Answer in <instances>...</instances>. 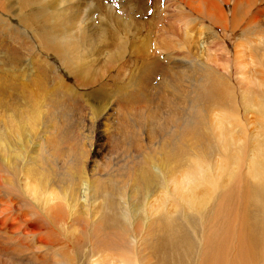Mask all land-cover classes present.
I'll use <instances>...</instances> for the list:
<instances>
[{
    "label": "rangeland",
    "instance_id": "obj_1",
    "mask_svg": "<svg viewBox=\"0 0 264 264\" xmlns=\"http://www.w3.org/2000/svg\"><path fill=\"white\" fill-rule=\"evenodd\" d=\"M190 1H192V4L185 0H0V52H19L18 54H21L20 58L24 57L23 59H26V61L39 54L37 55V61L36 59L35 61L38 63V67L42 65L41 67L43 68L44 65H47L44 69L48 72L49 75L47 76L52 82L50 87H45L47 91L51 89V91H48L49 93L45 92L44 88L40 89L43 92L42 97L45 96V99L49 100L47 95L51 92L48 96L53 95L51 97L56 100H53V102H60L62 99L61 101L66 105L68 103L69 106H76L78 111L73 115H76L74 121L75 119H79V121L76 120L75 122L82 121L80 141L84 139V136L88 137L90 143L91 140H94L92 143L96 144V146L102 145V149L106 148L103 143L104 132L102 133V131L104 129L99 125L98 121H93L91 116L86 114V110L89 111L92 106L90 99H94V97L88 95L86 97L87 92L89 94V92L95 90V94L101 96V100H104V102L102 101L104 105H107V103L113 104L111 106L114 111L119 112H114L117 115H114L113 119H120L126 108L138 109L142 106H150L152 114L157 119L156 122L159 120L158 124L162 121L171 125L179 123L181 125L179 129L182 131L184 128L189 129L186 123L178 122L177 120L170 122L167 119V114L170 113V110L167 112L169 108L165 106V99L167 97L174 99L173 90H170L172 88L169 86V89L167 84L170 85L172 82L184 77L185 82L181 86L189 87L183 89L191 91V86L196 79L199 80L198 85H200L208 83L207 80L211 82L217 81L220 76L223 78V80L219 79L223 85L221 88L222 99L226 100V103L237 97L234 92H229L230 90L234 91L233 88L237 90L239 85H243L253 91V86L256 85V82H258L257 85L259 84L258 94L252 93L257 95L255 98H258V107H256V110L259 111L258 115H253L252 113L240 115L239 107L241 106L240 101H238L236 105L232 106L236 111L225 110L227 118L230 119L228 124L231 125L226 126V134L219 133L214 125L215 123H213V119H207L211 127L209 126L208 130L201 129L203 135H197L196 133L185 135L180 131L182 135H185L183 148L187 154L181 157V162L175 167L177 169L176 181L180 187H176L175 190L173 187L170 194H163L166 208L155 212V214L152 213L151 226L148 231L141 235L143 238L138 237V245L134 246L128 243L122 232H118L119 244L117 242L115 250L110 248L106 255L100 253L90 258V260L88 259V261L86 260V254L89 252L86 250L88 247L84 248V245H82V248L71 246L69 250L64 252L65 256L63 258L59 257L57 259L64 260L67 257L69 261H73L75 257L77 258L79 250H86L85 256H81L82 252H80L77 258H83L81 259L82 264L90 262H92L91 264H172V260L177 261L178 259L180 260L173 262V264H264V0H230L228 5L223 3L222 0H214L215 2L218 1L220 10L222 8L221 13L224 11L227 16L228 22L221 25L217 23L218 21L215 17L210 18L208 22L207 19L198 14L200 10L201 15H206L207 18L209 13L206 7L209 6L205 1ZM240 7L242 10L239 9ZM258 12L260 16L257 18ZM56 17H59V19L64 18V21L61 19V23L57 24L55 23L58 19ZM231 17L232 19H230ZM254 18L255 21L253 20ZM257 21L259 24H257ZM233 22H239L238 26L236 23L233 24ZM253 23L256 25H253ZM211 26L213 29L210 30ZM191 39H194L198 46L208 48L202 51L205 56L201 57V60L198 58L199 55L198 57L195 56L194 51L189 49ZM72 45L78 48L81 46V50L76 48V51H79V53L77 52V57H79L80 64L84 65L83 72H86L85 75L91 76V81L84 88L79 86L77 79L70 73L71 65H76V62L70 60L71 58L73 59L72 56L58 59L56 56L47 54L48 56L44 57L46 53L42 51H53L52 48L55 46L73 47ZM234 47L238 49L237 52ZM47 48L49 50H46ZM16 49L17 51H14ZM227 52L230 53L233 61L229 60ZM236 57H239V60L238 58L236 59L238 61L235 66ZM149 60L155 62L154 66L156 65V67L154 68L158 71L157 74L152 76L153 79H156L153 80L151 78V86L148 89L149 97L141 98L137 96L136 104L129 106L126 103V100L129 99V90L131 92L135 89L133 79L130 78H132L131 76L135 78V76L142 73L141 69L147 67L148 63V66L150 65ZM143 61H146L145 64ZM196 61L197 63H194ZM28 64L26 63V65ZM198 64L203 66L205 71ZM50 66H53L56 70L59 78L57 81L59 82L61 79L62 82L58 83L52 80L53 70ZM238 67L240 69L243 68L242 71H245L242 72L240 70L243 73L242 77H239L236 73ZM138 69L139 72L141 71L140 73ZM163 69L167 71L164 74ZM133 71L135 75H132L131 72ZM165 74L168 75L165 76ZM244 75L246 76L244 77ZM202 76H205L207 80ZM173 77L178 78L174 79ZM216 77H218L217 80ZM233 77H235V82ZM165 79H167V82ZM131 84H133V87ZM127 86L128 88H126ZM1 88L2 82L0 80V131L7 118L11 117V113L17 114L23 111L27 114L30 113L28 109H21L23 108L21 106L24 105L18 96L12 95L6 100ZM115 88L117 89L115 90ZM57 90L59 91L58 93H56ZM60 91L62 93L69 91L68 94H65V99L62 98L64 94H59L61 93ZM117 92L120 94L116 95L115 93ZM171 92L173 96H171ZM226 92H229L228 97L224 95ZM54 93L57 96H54ZM73 94L79 95L78 104L74 103L78 98L77 96H72ZM67 95H70V98ZM35 98V101L41 103L42 99L40 101L37 100L39 97L35 96ZM71 98L75 101L72 100V102ZM164 100L165 103L163 104ZM139 101H141V105ZM144 101L147 103H144ZM84 104L85 106H83ZM152 106L154 108L157 107V109ZM158 108L162 111L158 110ZM175 109L172 116L178 118L181 109L180 111L179 109L175 111ZM157 113H161L159 117H157ZM90 120L97 127L92 129L94 131H89L86 127L83 128V125L88 124ZM158 124L156 123V125ZM159 128L154 130L155 133L159 134ZM132 129L130 128L128 133L131 131H135L137 134L140 133V141L141 139L145 140L146 146L142 153L156 150L155 148L159 145L161 139L152 135L154 132L152 129L144 128L143 133L136 127ZM148 134H151L152 137ZM131 135L129 134V142L137 151L140 148L137 145L139 143L137 140L139 141V139ZM131 138L133 141L136 139V142H132ZM233 138L235 140L231 142ZM133 143H137V146ZM45 146H50L48 152L52 149L51 145ZM205 150H216L213 153L214 163L210 166L204 164L203 152ZM63 156L69 157V154L65 153ZM111 158L106 149H104L102 157L92 159L88 170H91V173L95 170L94 176L101 178V180H108L111 175L112 177L121 175L120 178L116 179V185L120 189L126 190L128 194L131 192V186L126 181L127 179H123L125 171H122V169H125V159L119 157V155L111 156ZM254 159L259 161V173L256 174L251 172L250 169ZM220 167L223 173V175L221 173V178H219L220 172L218 171ZM118 169L120 172H118ZM202 169L206 172L209 169L212 171L214 176L212 184L215 190H212L213 187H211L210 183L205 185L208 188L203 186L193 190L194 186L192 185L201 181L198 177L202 174ZM225 170L228 171V174ZM191 192H194L196 196L193 197ZM191 200L193 203H190ZM198 202H201L202 205H207L198 208ZM1 205L4 206L2 202L0 207ZM172 220L179 222L176 228L169 227V221ZM174 233L178 241L181 240L180 243L183 244L179 250L181 252L180 258H175L174 256L178 252V244H176ZM26 249L27 252H39L36 249V245L29 242ZM185 250L186 255L185 253L183 254ZM112 253L114 256L108 257V254L110 256ZM9 257V254L1 253L0 250V264H9L11 260H9ZM49 257V264L53 261H58L54 260L53 254H50Z\"/></svg>",
    "mask_w": 264,
    "mask_h": 264
},
{
    "label": "bare ground",
    "instance_id": "obj_2",
    "mask_svg": "<svg viewBox=\"0 0 264 264\" xmlns=\"http://www.w3.org/2000/svg\"><path fill=\"white\" fill-rule=\"evenodd\" d=\"M185 1L192 4V1L190 0ZM203 1H205L209 6L206 7L209 14L206 18V15H201L199 10L198 14L200 16L207 19V21L210 18L212 19L213 17H215V19L218 21L217 23H219L220 25L228 22L225 12L223 11L221 13L222 8L220 10L218 1ZM229 1L230 0H222V2L226 5H228ZM239 9L242 10L241 7ZM243 15L241 16L244 17ZM258 16H260L259 12L257 14V18ZM24 17L26 18V16ZM232 17L230 19H232ZM246 17H248V15H246ZM56 18H58L57 22H55L57 24L61 23V19H63L64 21V18ZM253 20L255 21V18ZM258 21L257 24H259ZM235 23L238 26L239 22H233V24ZM253 25L256 24L253 23ZM226 28H228V26H226ZM211 29H213L212 26L210 30ZM194 39H191V43H189V49H192L191 51H194L195 56L198 57L199 55L198 58L200 59L201 57L205 56V53L202 51H205V49L207 50L208 48H206L205 46H198V43L194 42ZM72 46L73 47L69 46L70 48L67 46H55L52 48L53 51H42L46 53L44 57L48 56L47 54L56 56L58 59L72 56L73 59L71 58L70 60L76 62V65H71L72 69L70 70V73L77 79V83H79V86L84 88L87 86L86 84L91 81V76L85 75L86 72H83L84 65L80 64L78 60L79 57H77V52L79 53V51H76V48L78 47H74V45ZM80 47L78 49L81 50ZM234 48L236 49V47ZM46 50L49 49L47 48ZM237 50L238 49H236L235 51L237 52ZM14 51H17V49ZM18 53L10 51L0 52V80L2 82V94L4 95L6 100H8L12 95L18 96L24 105L21 106L23 107L21 109L25 108V110L28 109L30 111V113L28 114L24 113V111L17 114H15L14 112L11 113V117L7 118L4 126L1 127L0 131V204L1 202L4 204V206L1 205L2 208L0 207V250L1 253H7V255L9 254V260L11 259L9 261V264H49L48 261L50 258V254H53L54 260H58L53 261L50 264H79V261L80 264H82L81 259L83 258L77 259L80 252H82L81 256H85V253L89 251L87 252L88 254H86V260H90V258H93L100 253H104L106 255V252L110 251V248H113V250H115V245L118 242V232H122L128 243L134 246L138 245V237L143 238V236L141 235L148 231L151 226L150 221L152 219V213L155 214V212L164 210L166 208V202L164 201L165 198H163V194H170L173 187L174 190L176 189V187H180L176 181L175 175L177 169H175V167L179 162H181V157H184L183 155H187L183 148L185 135L190 133L203 135L201 133V129L208 130L210 126L208 124L209 121L207 122V119L214 120L213 123H215L214 125L220 134H226V126L231 125L228 124L230 119L227 118L225 110L229 109L232 111H236V109L232 106L236 105L238 101H240L241 106L239 107V110L241 111L240 115L247 113L258 115L259 112L258 110H256V107H258V98L255 97H257V95L252 94H258V82L255 81L256 85L253 86V91L245 88L243 85H239V87H237V90L236 88H233L234 91L230 90L229 92H234L237 97L231 99L228 104L226 103V100L222 99L223 93L221 92V88L223 87V85L220 83V80H223V78H221L220 76V80H217L218 77H216L217 81L214 82H211L207 80L205 76H202L208 81V83H203L200 85H198L199 80L196 79L195 83L191 86V91L183 89L189 87L181 86V84L185 82L184 77H181V75L180 80H176L170 85L166 83L167 79H165L166 82L164 81V83L168 85V88L169 86L172 88L169 89L173 90L174 94V99L168 97L165 99V106L169 108L167 109V112H169L170 110V113L167 114V119L170 122L177 120L178 122L186 123L189 129L184 128L182 129V131L179 129L181 127L179 123L176 125H171L169 123H163L162 121V125H160L161 123L158 124L159 120L158 122H156L157 119L154 117V114H152V108L150 109V106H142L138 109L126 108L120 119H113L114 115H117L114 114L116 110L114 111V108L111 106L113 104L107 103V105H104V100H101V96L95 94V90L89 92V94L87 92L85 96L87 97L88 95L94 97V99H90V101L92 102V106L89 108V111L86 110V114L90 115L93 121H98L99 125L104 129V131H102V133L104 132L103 143L106 146V148L104 149H106V152L109 153L110 158L111 156L119 155V157L125 159V169H121L122 171H125L123 179H127L126 181L131 186V192L127 194L126 190H122L116 185V179L118 177L120 178L121 175L112 177V175L110 174L111 178H109L108 180H101V178L99 179L94 176L95 170H93V173H91V170H88V168L90 169L89 164H91L90 162L93 158L102 157L104 151V149L101 148L102 145L99 143L101 146H96V144L92 143V141L94 142V140H91L90 143L89 138L85 136L84 139L80 141L82 121L80 120L81 122H78L79 119H75V121L78 120L77 122L74 121L76 115H73L78 111V108L76 106H69L68 103L67 106L64 102L61 101V96L60 102H55L56 100L53 99L54 97H51L53 95H51L50 97L48 96L51 94V92L47 95L49 100L45 99V96L42 97L43 92L41 91V88H44L45 92L51 91V89H48L47 91L45 87H50V84L52 82L50 81L51 79L47 76L49 75L48 72L44 69V67H46L47 65H44L43 68L41 67L42 65H39L38 67V63L36 61L38 59L37 55L39 54H37L35 57L29 58V60L26 61V59H23L24 57L20 58L21 54ZM227 57H229L230 61H233L231 60L232 57H230V53L227 54ZM237 58L239 60V57H236L235 60ZM238 60H236L235 66ZM145 62L143 61L144 64ZM26 63L29 64L26 65ZM154 63V61H150L149 66V63H146L147 67L141 69L142 73H140L141 71L139 72L138 69V72L140 74H136L137 76H135V78L131 76L132 78L130 79H133L135 89L131 92L129 90V99L126 100V103L129 106L132 104H136V99H138L137 96H140L141 98L149 97L148 89L149 86H151L150 82L153 79L152 76L154 74H157L158 72L154 68L156 67V65L154 66ZM194 63H197V61ZM141 66L144 67L143 65ZM200 67L205 71V68L203 66ZM239 67L236 69V73L239 77H242L243 73H241L240 70L242 71L243 68L240 69ZM51 69L53 70L52 80H55L54 82H58L57 79L59 78L56 74L55 68L52 66ZM163 71L164 74L166 69H163ZM131 73L132 75H135L133 74L134 71ZM166 75L168 74H165V76ZM169 76L171 77L170 74ZM245 76L246 75H244V77ZM178 77L173 78L175 79ZM155 79L156 78H154L153 80ZM233 79L235 82V77H233ZM60 82H62L61 79L58 83ZM133 84H131L132 87ZM126 88H128V86ZM116 89L117 88H115V90ZM119 89L121 90L120 87ZM58 92L59 91L57 90L56 93ZM68 92H61L59 94H64L62 98L65 99V94H68ZM118 92L115 94L117 95ZM229 92L224 93V95L228 97ZM56 93H54V96H57L55 95ZM35 96L39 97L37 100L41 101L42 99L41 103L35 101ZM69 96L70 95H67V97ZM72 96H77L78 100L75 101L73 99L74 97L70 100H74V103H79V95L73 94ZM171 96H173L172 92ZM53 100H55V103L53 102ZM165 100L163 104L165 103ZM140 102L141 101H139V104ZM144 103L147 102L144 101ZM83 106H85V104ZM175 106H177L176 109H179V111L181 109L178 118L172 116V114H174ZM159 108L158 110L161 109ZM154 109H157V107H155ZM160 114H158L157 117H159ZM92 120H90L88 124L83 125V128L86 127L89 131L94 129L96 125ZM130 120L132 121L131 123ZM86 121H88V119H86ZM101 121H103V123H101ZM156 123L160 125V128L158 127L159 134H157V132L155 133L154 131L155 129H158V125H156ZM136 124L138 125L133 126ZM135 127L138 128L142 133L144 131V128H148V130L152 129V131H154L152 135L161 139L159 145L155 148L156 150H151L152 153H150L151 151L148 153H142V150L146 146L145 140L141 139V144V141L139 139L140 133L137 134V132L135 133V131H131L130 133H128V130L130 131V128L131 130H133L132 128ZM180 131L185 135H182ZM129 134H132L133 136H135V138L139 139V141L137 140V142L139 143L136 144L139 145L140 148H138L137 151L129 142ZM148 135L151 136V134ZM233 140L235 139H231V142H233ZM97 142L99 141L97 140ZM132 142L135 143L136 139L134 141L132 140ZM153 144H155V142H153ZM45 145H51L52 149H50V151L48 152V148H50V146L48 147ZM111 145L113 146V148ZM215 152L216 150H205V152H203L205 158L204 164L210 166L212 163H214L213 153ZM65 153H68L69 157H62V155ZM258 164V159H254L250 167L251 172H253L254 174L259 173ZM238 166L240 167V165ZM239 167L237 168L239 169ZM227 170H225V172ZM218 171L220 172L219 178H221V167ZM118 172H120V170ZM198 178L201 181L199 183L195 182V184L192 185L194 186L193 190L194 188L198 189L203 186L208 188L205 185H209V183L211 184V187H213L212 190H215V187L212 184L214 176L210 169L207 172L202 169V174H200ZM169 184L171 187L169 186ZM216 189L219 190L218 187H216ZM191 195L193 197L196 196L194 192H191ZM192 200L190 201V203H193ZM206 205H202L201 202L197 203L198 208L203 206L205 207ZM177 223L179 222L173 220L169 221V227L176 228ZM174 235L176 237L175 233ZM175 239L176 244H178V252L174 256L175 258H180L181 252L179 250L181 245L183 244L180 243L181 240L178 241L177 237ZM28 242L35 244L36 249L39 252L30 251L32 246L30 249H28L30 252H27L26 248ZM82 245H84V248L88 247V249H86L87 251L79 250L77 252V258L75 257L74 259L75 262L74 260L69 261L67 257L64 260L57 259L59 257L63 258L65 256L64 252L66 250H69L71 246L81 247ZM20 247L21 249H19ZM184 253L186 255V250L185 252H183V254ZM111 255H113V253L110 254V256L108 254V257H111ZM179 260L180 259H178L177 261L172 260V264L173 262H178ZM91 263L92 262L88 264Z\"/></svg>",
    "mask_w": 264,
    "mask_h": 264
}]
</instances>
